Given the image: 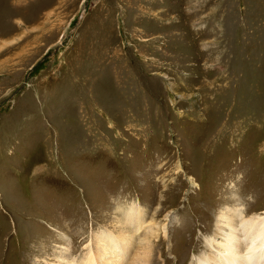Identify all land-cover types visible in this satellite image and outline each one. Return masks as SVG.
I'll use <instances>...</instances> for the list:
<instances>
[{"label":"rangeland","instance_id":"obj_1","mask_svg":"<svg viewBox=\"0 0 264 264\" xmlns=\"http://www.w3.org/2000/svg\"><path fill=\"white\" fill-rule=\"evenodd\" d=\"M131 202L168 264L264 212V0H0V264L84 262Z\"/></svg>","mask_w":264,"mask_h":264},{"label":"bare ground","instance_id":"obj_2","mask_svg":"<svg viewBox=\"0 0 264 264\" xmlns=\"http://www.w3.org/2000/svg\"><path fill=\"white\" fill-rule=\"evenodd\" d=\"M235 205L221 207L216 230L206 238L210 251L195 256L194 264H264V212L247 217ZM115 210L116 214L121 211V216L112 219V230L103 228L94 234V248L84 262L77 263V258L71 261L62 253L47 264H160L161 258L165 260L168 223L159 218L160 212L147 219L148 211L137 202Z\"/></svg>","mask_w":264,"mask_h":264}]
</instances>
